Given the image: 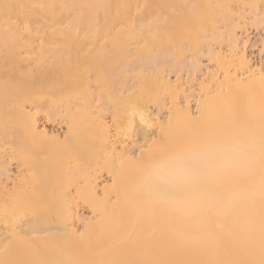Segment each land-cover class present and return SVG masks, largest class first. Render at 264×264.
Listing matches in <instances>:
<instances>
[{
	"label": "rangeland",
	"instance_id": "rangeland-1",
	"mask_svg": "<svg viewBox=\"0 0 264 264\" xmlns=\"http://www.w3.org/2000/svg\"><path fill=\"white\" fill-rule=\"evenodd\" d=\"M174 1L176 15H169L173 23L140 31L141 35L139 22L147 18L146 11L140 18L132 10L106 15L109 6L81 12L72 0H35V9L17 6L16 0H0V242L5 248L13 243L8 251L0 248V264L86 261L97 245L121 235L123 205H138L144 174L163 168L176 149L186 153L183 145L187 144L176 143L184 137L183 103L190 98L194 110L198 99L216 83L214 77L217 81L222 69H232V62L243 57L264 74V0ZM135 6L139 8L138 3ZM143 33L149 36L144 39ZM235 34L238 53L231 56L230 40L233 43ZM141 63L153 65L142 68ZM179 102L181 112L172 111ZM147 108L158 115L150 113V117ZM102 114L105 124L99 123ZM33 121L37 132L30 128ZM158 122L166 123L160 128V139L155 135ZM42 130L44 137L39 134ZM207 138V144L218 141ZM233 140L237 139L232 144ZM218 142L210 149L221 148ZM228 142L223 147L232 145ZM130 151L128 159L124 154ZM96 175L100 177L94 183ZM68 193L74 195L72 204L66 201ZM43 227L45 232L40 230ZM7 234L9 240L4 239ZM63 235L68 241L62 240ZM63 241L68 244L64 249ZM44 244H51L48 253ZM9 251L11 257L16 254L14 260ZM129 252L138 260L139 242Z\"/></svg>",
	"mask_w": 264,
	"mask_h": 264
},
{
	"label": "bare ground",
	"instance_id": "bare-ground-1",
	"mask_svg": "<svg viewBox=\"0 0 264 264\" xmlns=\"http://www.w3.org/2000/svg\"><path fill=\"white\" fill-rule=\"evenodd\" d=\"M33 1L35 0H16V3H18L17 6L35 9L36 4L39 1L37 3ZM186 1L188 2V0ZM72 2L76 4L74 6H77L81 12L84 11L86 13L94 12L97 5L104 7L109 6V9L105 10L106 15H125L132 10L135 13H139V17L141 18V16H143L142 14L146 11V14L148 15L145 16H147V18L145 17L144 21H140L139 18V32L143 31L144 33L150 29H159L161 28L160 26L163 27L166 24H172L173 19L171 20L170 17L172 14L176 15V6L172 4L175 3L174 0H72ZM195 2L197 3L198 1L196 0L193 3ZM137 3L139 4V8L138 6H135ZM113 4H115L116 10L114 9V6H112ZM150 4L156 6L154 10L150 8ZM110 5L113 8L110 9ZM147 9H149V11ZM228 11L231 12V9ZM141 32L139 34L142 35ZM148 34H144L146 36H144V39L147 38ZM141 35H139V38ZM231 39H234V41L232 43L229 39L230 44H232L229 46L232 51L231 56H234V52L237 51L238 53V46L236 43V40L238 39L237 35L235 34V37L232 35ZM140 41L141 40H139V42ZM241 55L237 54L238 57H241ZM141 59L142 58H139L140 62ZM196 61L199 60L196 59L195 63H197ZM143 62H145V60ZM195 63L193 64L195 65ZM199 63L197 65H199ZM201 64L202 63H200V65ZM144 65H142V68H151L150 66L153 64H150V66ZM232 65V69H230L231 67H227L218 73L217 81L216 77H214L213 81L217 83H213V85L216 84V86L214 85V90L212 91L213 85L212 88L210 87L212 92H210V88L207 87L208 92L204 93V96L202 94V100L198 99L194 110H191L188 102L190 98L187 100V97V103H183V106L185 105L183 108L184 110L180 107L182 105L180 102V105L175 104V107L178 105L179 107H177L179 109L173 106L174 110L172 111L176 112L175 110H178V112H181L180 109H182V111H184L183 114L185 113V116L182 114L186 119L184 120L185 125L182 124L184 125V127L182 126L184 137H181V139L183 138V141H178L176 143H186V147L183 145V148H186V153L184 151L181 152L180 149V152H178L176 149L179 154L177 155V152L173 149L175 151L173 152L176 155L174 154V156H172L171 154L173 152H170L171 158H169L167 164L163 165V168L156 170L148 176L144 174L146 178L141 179V182H139L138 205H132L134 206L133 208L131 205H123V215L120 219V224L123 226V231L122 233L120 232L121 235L116 239L108 240V242H105V245H100L101 243L99 246L97 245L94 252L87 256V259H85L86 261H83L80 264H95L98 260L101 261L102 259L106 261H103L104 264H264V74L263 71H261V68H257L254 65L253 67L245 57L240 59L238 63L233 64L232 62ZM155 68L156 67L153 69ZM163 77L164 76L162 75V79ZM167 80L168 78L165 82ZM156 104L159 105L160 103ZM157 105L156 107L158 110L159 108ZM159 106H161V104ZM153 108H155V106H153ZM212 108L215 109V113H212ZM148 109L149 108H147V115L150 116V113L154 110L148 113V111H150ZM154 113H157L156 110ZM179 114L181 113H178V115ZM144 115L146 116V112ZM157 115L158 114H156V116ZM140 116H142V113ZM99 119V123H106L104 114H102V116L100 115ZM174 120L176 122L177 118ZM182 120L183 119H181V121ZM146 121L144 122L143 120V123H146ZM150 121L152 122V120ZM163 123H157L160 127L159 130H157L158 133L155 134L157 135L156 139L160 137V128L165 126L168 121L165 124ZM30 124H33V126L30 127H33V132H37L36 130L38 128H36V123L33 121V123L30 122ZM105 127L108 126H104V128ZM170 128H172L171 125L169 130ZM207 128H210V132L207 131ZM43 130L42 132L38 131L40 132L39 134L42 135ZM164 131H166L165 128ZM107 132L109 131H105V133ZM33 134L35 135V133ZM45 134L46 133L44 132L42 136L44 137ZM107 135L108 134H106V137ZM209 137L215 138L216 140L218 139L219 142L215 141L216 144L217 142L219 144L222 143L221 148L219 146L220 149H210L211 145L216 144L213 141L214 139L211 138L213 144L211 142L207 144V141H204L205 138L210 140ZM230 137L232 139H237L236 142L233 140L234 143L232 144V139ZM151 138L154 139L153 136ZM225 140L226 142L229 141V144H232L230 145L231 147L227 144L224 145V147L226 146L225 148L223 147V144H225L223 142ZM178 145L180 144H177V146ZM179 147L183 149L181 145ZM109 148L107 150H109L108 152H111L112 150ZM157 148L160 149L159 147ZM165 149H168L167 146ZM167 151H169V149ZM130 154L131 151L127 155L124 154V156H127L128 158ZM163 156L161 157L163 158ZM144 159L145 158H143V160ZM130 163L132 164L131 161ZM8 167L9 166H7V168ZM158 167H160V165ZM143 170L145 171V169ZM7 171L8 170H6V172ZM141 171L139 172L141 173ZM99 177L97 175L95 176L94 183L98 181ZM114 179H116V177ZM17 184H15V186ZM127 192L128 190L126 193ZM132 192L133 191H131V193ZM137 193L138 192L135 191V194L134 192L132 194L136 195ZM68 194L66 201L72 204L74 201V195L72 196L71 193ZM128 194H130V191ZM10 199L11 198H9V200ZM130 200L131 199L129 198V202L133 199ZM11 201L15 202L12 199L10 202ZM27 224L31 225L28 222ZM30 229L31 228L29 227L28 230ZM40 230L42 232L45 228ZM70 231L73 235H76L72 228ZM37 233H40L39 229L37 230ZM6 236L7 237H4V239L6 238L9 240V238H11L8 234ZM40 237L41 236L38 238L40 239ZM64 237L65 239L62 240L68 238L67 236ZM35 238L37 239V236ZM4 239L1 241L6 242ZM29 239H31V237ZM25 240H27L26 237ZM63 242L60 243V247H63L64 249L66 248L67 243L65 244V242ZM138 242L139 259L135 260L134 257L130 256L131 254L129 251L134 248V245ZM9 243L10 244L6 245L7 247L10 245L12 246L13 244L12 242ZM19 243H21V240ZM3 244L1 245L0 242V248L8 251L9 249L7 250V247L5 248ZM28 245L26 244V246ZM43 246V250L47 253L51 250V244H44ZM12 249L14 250V248ZM3 250L1 251L3 252ZM15 250L17 249L15 248ZM124 251H126V253H124ZM41 253L44 254L43 252ZM11 255L12 253H10V257H8L10 259L13 258L14 260L16 254L12 257ZM49 255L50 254H48V256ZM19 260L21 262L22 259L20 258ZM78 260H81V258ZM7 262V264H14L15 260L14 263ZM4 264H6V262ZM77 264L79 263L77 262Z\"/></svg>",
	"mask_w": 264,
	"mask_h": 264
}]
</instances>
